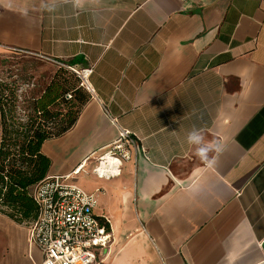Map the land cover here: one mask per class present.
<instances>
[{
  "label": "crops",
  "instance_id": "1",
  "mask_svg": "<svg viewBox=\"0 0 264 264\" xmlns=\"http://www.w3.org/2000/svg\"><path fill=\"white\" fill-rule=\"evenodd\" d=\"M7 51L91 69L75 124L41 151L47 176L86 160L70 182L108 225L102 264H264V0H0ZM119 128L136 151L99 178ZM193 128L223 147L211 167ZM17 227L0 217V264H41Z\"/></svg>",
  "mask_w": 264,
  "mask_h": 264
},
{
  "label": "built area",
  "instance_id": "2",
  "mask_svg": "<svg viewBox=\"0 0 264 264\" xmlns=\"http://www.w3.org/2000/svg\"><path fill=\"white\" fill-rule=\"evenodd\" d=\"M90 72H76L85 88ZM100 151L92 172L99 178H109L120 174L122 163L131 159L136 146L130 133L119 128L117 139ZM95 154L92 152L89 158ZM85 161L71 174L46 176L30 188L37 214L26 224L27 242L39 250L41 264H102L108 253L111 234L101 223L106 222L93 213L96 195L70 182Z\"/></svg>",
  "mask_w": 264,
  "mask_h": 264
},
{
  "label": "trees",
  "instance_id": "3",
  "mask_svg": "<svg viewBox=\"0 0 264 264\" xmlns=\"http://www.w3.org/2000/svg\"><path fill=\"white\" fill-rule=\"evenodd\" d=\"M89 98L78 75L75 84L55 77L38 97L27 102L22 118H16L15 108H5L6 100L0 96L1 214L17 224L36 217L37 206L29 191L47 176L50 167L41 146L68 131Z\"/></svg>",
  "mask_w": 264,
  "mask_h": 264
},
{
  "label": "rangeland",
  "instance_id": "4",
  "mask_svg": "<svg viewBox=\"0 0 264 264\" xmlns=\"http://www.w3.org/2000/svg\"><path fill=\"white\" fill-rule=\"evenodd\" d=\"M55 77L65 79L71 84L77 81V74L68 68L22 53L12 51L0 53V96L6 100V109L15 108L16 118L24 116L27 102L38 97ZM0 217L16 224L19 230L26 227V224H17L1 213ZM6 245L5 234L0 230V256L8 254L6 250L1 253Z\"/></svg>",
  "mask_w": 264,
  "mask_h": 264
},
{
  "label": "clouds",
  "instance_id": "5",
  "mask_svg": "<svg viewBox=\"0 0 264 264\" xmlns=\"http://www.w3.org/2000/svg\"><path fill=\"white\" fill-rule=\"evenodd\" d=\"M187 141L189 144L196 145V155L203 160L209 167L215 164V160L209 157L210 152L220 153L223 147L220 143L210 141L205 143L204 136L200 129L193 128L187 134Z\"/></svg>",
  "mask_w": 264,
  "mask_h": 264
}]
</instances>
